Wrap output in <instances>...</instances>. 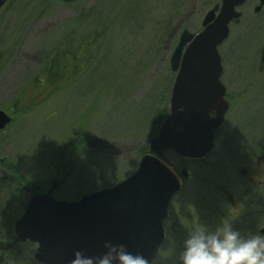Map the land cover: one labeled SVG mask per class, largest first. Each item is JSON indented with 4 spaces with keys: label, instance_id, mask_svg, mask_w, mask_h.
I'll list each match as a JSON object with an SVG mask.
<instances>
[{
    "label": "rangeland",
    "instance_id": "1",
    "mask_svg": "<svg viewBox=\"0 0 264 264\" xmlns=\"http://www.w3.org/2000/svg\"><path fill=\"white\" fill-rule=\"evenodd\" d=\"M127 1L8 0L0 14V109H28L23 106L31 104L41 85L37 78L50 91L59 89L48 90L42 105L18 112L0 132V241L14 243L12 250L0 252L3 264H40L33 259L37 245L15 243L12 229L32 194L49 192L54 176L58 188L52 195L71 201L112 187L137 170L170 110L176 76L170 58L181 33L201 31L206 14L221 3L131 0L138 12L125 15ZM258 4L247 0L238 9L241 22L231 26L219 48L232 109L215 139L228 149L219 147L220 154L249 166L264 152V71L258 70L264 8L255 13ZM94 30L99 32L93 35ZM55 53L61 78L53 84ZM219 152L199 164L198 189L174 198V217L181 200L191 205L187 202L180 218L166 224L167 240L155 264H178L188 230L206 225L204 216L192 214L208 206L204 200L212 186L207 182L238 179L235 173L219 177L214 168ZM162 158L181 170L183 162L174 152Z\"/></svg>",
    "mask_w": 264,
    "mask_h": 264
},
{
    "label": "water",
    "instance_id": "2",
    "mask_svg": "<svg viewBox=\"0 0 264 264\" xmlns=\"http://www.w3.org/2000/svg\"><path fill=\"white\" fill-rule=\"evenodd\" d=\"M7 1L0 0V12ZM59 1L71 4L80 0ZM245 1L221 0L206 14L199 33L182 32L170 60L172 71L178 72L170 114L150 141V152L142 156L130 177L75 201L56 200L50 194H35L30 199L13 225V234L17 242L38 244L35 260L68 264L73 250L95 253L103 250L105 241H112L142 254L148 264L155 263L166 239L169 205L173 195L182 190L180 176L161 155L169 150L180 158L198 160L213 151L214 131L224 124L230 108L221 81L219 46L229 38L230 25L240 23L242 14L237 8ZM263 6L264 0H260L255 12ZM11 122L0 110V130ZM12 248L11 242L0 241L1 251ZM3 262L0 255V264Z\"/></svg>",
    "mask_w": 264,
    "mask_h": 264
},
{
    "label": "flooded vegetation",
    "instance_id": "3",
    "mask_svg": "<svg viewBox=\"0 0 264 264\" xmlns=\"http://www.w3.org/2000/svg\"><path fill=\"white\" fill-rule=\"evenodd\" d=\"M263 8L264 6L258 13H260ZM263 51L264 46L261 48L260 53H262ZM259 66L260 67L258 68V70L260 72H263L264 66ZM224 74L225 71L223 70V76ZM40 84V88L37 89L36 94L29 101V104H31L23 106L28 108L26 109L28 112L32 109L34 111L45 101L49 88L47 86H44L43 81H41ZM226 98L230 103V108L228 111V114H230L232 104L228 99L227 86ZM18 108L19 107H17V105H12L8 111V114L13 118V121L17 117L16 113H18ZM214 115L215 112L212 111L210 113V116L213 117ZM222 127L214 131V149L204 159H181L183 164L181 166V170L177 171V173L182 179V190L180 192H177L173 196L171 205L175 202L174 198L186 189L187 194H190L194 192V190L198 189L197 182L195 183L194 180L202 179V176L200 175L199 164H203L205 162V159L215 154V152H219L221 150V148L219 147L224 148V143L218 146V143L215 139L217 138V132L220 131ZM224 149L225 151H228L227 148ZM219 155L220 157L218 158V164L216 165L215 163L214 165L216 172L220 174L219 177L226 178L224 175H228L229 173H235L238 176V179L236 181L234 179L230 183L207 182L212 186V190H209L208 197L205 198L207 200H204V203L208 206L206 209L201 210V213H194L192 214V216H204L207 220L206 225L212 229L222 223H231L233 229L239 230L242 233L245 231L255 232L258 230H264V152H260V154L255 156V158L252 159L251 162H249L251 164L250 166L248 164H239L237 163L239 161H233V159L228 158L226 154H220L219 152ZM0 162L2 161L0 160ZM35 194L36 193H33L32 196ZM187 198H189V196ZM187 202L191 205V202L189 201H180L181 207L179 213L186 206ZM179 213L176 217H174L172 215V211L170 210L168 222L172 221L174 223L171 218H176L175 220L177 221L180 218ZM173 225L175 226V224Z\"/></svg>",
    "mask_w": 264,
    "mask_h": 264
},
{
    "label": "clouds",
    "instance_id": "4",
    "mask_svg": "<svg viewBox=\"0 0 264 264\" xmlns=\"http://www.w3.org/2000/svg\"><path fill=\"white\" fill-rule=\"evenodd\" d=\"M68 264H148L140 253L123 243L105 241L103 250H73ZM178 264H264V230L233 229L231 223L214 229L201 224L188 230Z\"/></svg>",
    "mask_w": 264,
    "mask_h": 264
},
{
    "label": "trees",
    "instance_id": "5",
    "mask_svg": "<svg viewBox=\"0 0 264 264\" xmlns=\"http://www.w3.org/2000/svg\"><path fill=\"white\" fill-rule=\"evenodd\" d=\"M172 1V3L174 4V6H177L178 4H179V0H171ZM138 8H139V5L136 3H134V2H132L131 0H128L127 1V3L125 4V5H123V7H122V10L124 11V13H125V15L126 14H132V13H136L135 11L137 10V12H138ZM102 29V28H101ZM168 29H166V31H167ZM104 30H100V32H103ZM97 32H99L98 30H94V32L92 33L93 35H96V33ZM58 57H57V53H55L54 54V58H53V61L50 63V67H51V73H54V77H52L53 78V80H52V82L51 83H53V84H55L58 80H60V78H61V73H59L58 74V71L56 70V68H57V66H56V64H58V59H57ZM60 71H61V68H60ZM55 74H56V77H55ZM45 79H47V78H45ZM41 81H43L44 82V86L46 87L47 86V84L45 83V80L44 79H39V78H37V80H35L34 82L36 83V84H40V82ZM34 83V84H35ZM35 84V85H36ZM48 87V86H47ZM39 88V87H38ZM49 91H50V89H49ZM57 91H59V89H54V90H52V91H50L49 92V94L50 93H52V94H55ZM47 94H48V92H47ZM49 96V95H48ZM25 111H27L26 109H22V110H19L18 109V112L20 113H22V112H25ZM17 115H18V113H16ZM9 168V170H12L13 172H14V170L12 169V167L11 166H9L8 167ZM56 176H54V179H53V181H54V183H53V185L51 186V188H50V190H49V193H54V191L58 188V187H56V184H55V182H56Z\"/></svg>",
    "mask_w": 264,
    "mask_h": 264
}]
</instances>
